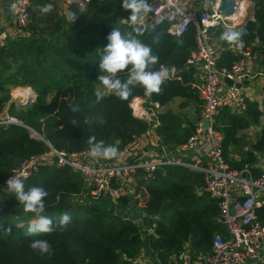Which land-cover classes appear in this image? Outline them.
<instances>
[{"label":"trees","instance_id":"16d2710c","mask_svg":"<svg viewBox=\"0 0 264 264\" xmlns=\"http://www.w3.org/2000/svg\"><path fill=\"white\" fill-rule=\"evenodd\" d=\"M203 0H195V4ZM52 2L53 11L41 16L37 4ZM251 17L233 30L244 29V44L251 45L258 63L264 67V0H250ZM128 13L121 8V0H89L73 19L66 20L57 12L52 0H31L28 6L27 35L7 37L0 46V112L9 100V89L29 86L35 99L26 104L8 102L6 112L42 136L39 139L22 125L0 123V185L10 168L30 154L46 149L44 141L56 149L74 152L89 147L86 140L94 135L106 144L120 149L142 134L150 121L134 115L130 101L139 96L145 100L166 104L179 97L183 103L199 104L190 88L193 68L186 63L194 47L193 25L187 24L180 35L166 31L168 21L154 25L140 39L158 55L159 65L174 68L173 75L161 86L160 94L146 97L139 85L127 99L109 95L97 102L95 89L101 49L113 27L129 31ZM224 28L210 29L213 40ZM235 55L222 50L216 59L217 67H228ZM102 74V73H100ZM121 79H126L121 74ZM17 88V87H16ZM258 97H245L241 113L223 108L214 121L221 132V151L231 168L241 169L255 161V153L264 146V126L254 141L242 148L244 133L240 130L250 123L264 120V81ZM181 104V105H182ZM77 105L79 111H71ZM196 108V111H198ZM157 134L164 142H183L192 132V119L173 110L157 114ZM102 118L104 123H100ZM78 124L73 126L72 120ZM92 120L85 124L84 120ZM233 153L237 157L233 156ZM255 172V169L252 168ZM135 188L131 193L119 194L115 202L104 194L89 198L82 177L68 166L40 164L25 181V188L38 186L49 195L45 198L43 215L53 218L68 212L71 222L62 230L39 237L26 236L29 219L14 196L0 188V264H129L143 245L140 227H151L147 244L158 261L170 262L183 241L190 247L207 250L215 231L223 232L218 219L216 200L202 190V172L180 165H164L148 175L141 168L135 173ZM84 196L83 201L76 198ZM140 207L146 214H156L153 225L146 215L135 218L132 210ZM256 218L264 223V203L254 209ZM135 214V213H134ZM135 219V220H134ZM11 227V232L7 228ZM33 239H46L50 254H41L29 247Z\"/></svg>","mask_w":264,"mask_h":264},{"label":"built area","instance_id":"2783aa9c","mask_svg":"<svg viewBox=\"0 0 264 264\" xmlns=\"http://www.w3.org/2000/svg\"><path fill=\"white\" fill-rule=\"evenodd\" d=\"M54 1L61 5L65 18L73 20L78 14L67 10L66 4L76 1L81 10L89 0ZM236 2L234 14L237 20L224 16L222 11L218 10V0L212 3L204 0L197 4H192V0H149L151 12L147 18L152 24L168 21L166 31L174 35L181 33L187 24L193 25L194 47L186 63L193 68L190 88L199 99V112L192 121V132L183 142L157 146L151 148L153 152H150L149 156L142 155L120 161L113 158H92L88 153L89 147L67 152L53 148L44 141L45 150L30 154L10 168L0 185L3 186L0 187L1 190L4 191L6 180L12 175L26 173L30 176L40 164L51 163L68 166L78 172L84 178L85 185L90 186L86 193L89 198L96 199L106 194L115 202L119 194L125 193L121 179L134 176L137 168H141L148 175L164 165L185 166L202 172L201 189L216 200L218 219L224 231L213 232L207 250L196 251L190 247L189 241L185 240L180 249L170 255L169 263L134 255L130 257L129 264H264V223L256 218L254 212L256 206L264 203V146L256 152L253 164L241 169L231 168L222 155L221 132L214 127V121L223 108H243L245 97L252 99L259 96L258 92H249V78L259 76V72L255 74V70L254 75L249 74V63L256 58L251 45L243 43L240 47L229 45L227 42L217 43L210 34L211 28L234 29L240 24L241 17L244 16L241 9L244 0ZM4 3L11 9V22L15 27L23 29L27 23L30 0H0V15ZM247 19H252L251 14ZM6 38V31L0 27V46ZM222 50H229L235 55L228 67L216 66V59ZM161 66L163 65H159L157 70ZM168 69L170 75H173L174 68L171 66ZM262 76L264 81V72ZM237 82L240 85H236ZM259 84L261 85V82ZM130 106L134 115L148 121L155 116V108L159 104L132 98ZM13 120L14 117L6 115L0 118V123H10ZM154 122L156 123L157 119H154ZM252 128L250 125L249 129ZM135 138L125 145L135 144ZM125 145L118 150L117 156L126 149ZM84 196L76 199L83 201Z\"/></svg>","mask_w":264,"mask_h":264},{"label":"clouds","instance_id":"9594fccd","mask_svg":"<svg viewBox=\"0 0 264 264\" xmlns=\"http://www.w3.org/2000/svg\"><path fill=\"white\" fill-rule=\"evenodd\" d=\"M53 8L52 2L36 5V11L41 16L51 13ZM121 8L128 13L127 20L130 30L122 31L120 27H113L106 36L107 44L101 49L98 62L99 86L94 92L97 102L109 95L122 100L127 99L137 85L141 86L144 95L150 98L154 93H161V86L170 77L167 67L161 66L158 70L155 69L159 57L153 54V49L149 44L140 39L150 28L154 27L145 22L151 12L149 0H121ZM245 34L244 29H225L220 33L218 40L242 47L244 43L242 37ZM121 74H124L126 79H121ZM71 111L77 112L79 107L72 105ZM99 122L104 123V120L100 118ZM84 123L91 124L92 120L85 119ZM71 124L76 126L78 121L74 119ZM86 143L89 146L88 153L92 158L112 159L118 154L117 145L106 144L104 140H97L94 135L89 136ZM27 179L26 173L14 174L6 180L4 188L6 193L15 197L24 212L35 214V219L29 222L25 235L39 237L65 228L71 222V215L65 211L59 215L55 223L53 218L43 215L44 201L49 193L38 186L26 189ZM7 231L11 232V227H8ZM29 247L41 254L51 253V245L46 239H33Z\"/></svg>","mask_w":264,"mask_h":264},{"label":"crops","instance_id":"0c3cea01","mask_svg":"<svg viewBox=\"0 0 264 264\" xmlns=\"http://www.w3.org/2000/svg\"><path fill=\"white\" fill-rule=\"evenodd\" d=\"M52 1L55 3V5L61 7V5H59V3H57L54 0H52ZM30 2H31V0H30ZM192 4H195V0H192ZM7 7L9 8V6L6 3H4L2 5V11H1V15H0V27L6 31L7 37L12 38V37H18V36H22V35L27 34L28 33L27 31H25L22 28L15 27V25L11 22V13H8ZM27 17H28V13H27ZM215 42H217V41L215 40ZM217 43H219V42H217ZM254 70H255V74H256V72H259V76L256 75V76H253V78H249L248 83L250 82V90H249L250 93H252L253 91L258 92V90H259L258 87L257 88L254 87V85H253L254 82L263 83L262 73L264 72V67L261 66L258 63V61H256L255 57H254V61H251L249 63V71H250L249 74L251 76L254 75L253 74ZM18 87L21 88L23 86H18ZM24 87H27V86H24ZM17 90H15L14 93H16ZM132 98H134L136 100L137 99H139V100L143 99L144 100V98H141L139 96H134ZM145 102H146V100H145ZM163 105L164 104H161L157 108H159ZM157 108H155L156 114L151 119V122H150L151 127L149 126L142 134L138 135L135 138V141H136L135 144H133L131 146L125 145L126 149L121 151V153L113 159H117V160L120 159V161H121L122 159L123 160H129V159H132L134 157H138V156H142V155L149 156L150 152H153V150L151 148H155L157 146H161V145H165V144L174 143V142L162 141L161 137L157 134L156 127L159 125V120H158V116H157V114H159V113H157V111H156ZM226 108H228L230 111H232L234 113H241L243 111L244 107L243 108L226 107ZM164 111H161V112H164ZM198 112L199 111H197V113L193 117H191L192 121H193L194 117L198 114ZM4 113H5V115L7 114V112H4ZM154 119H157L156 123L154 122ZM250 125L253 126L252 130H254V132H253V136L249 137V136H246V134L248 133L247 129H249ZM262 126H264V120L259 119V121L257 123H250L246 128L240 130L241 133H245V136H243L245 144L242 145V148L246 147V145H248L254 141V139L256 137V133L258 132L259 128ZM255 155H256V153H255ZM233 156L237 157V155L235 153H233ZM120 183L122 185L124 192H126L128 189L133 191V189L135 188V186H134L135 185V177L134 176L123 177L121 179ZM129 193H131V192H129ZM83 194H86V193H83ZM139 208L140 207H136L135 210H132V212L139 215V222H140L141 217L146 215L147 218H149L151 220V222H152L151 225H153L154 222L157 220L158 216L156 214H146L143 210H138ZM150 232H151V227H149V226L148 227H144V226L140 227V233H141V239L143 241V245L136 255L141 256V257H146L152 261H155L157 258L155 256L154 252L150 249V247L147 244V235Z\"/></svg>","mask_w":264,"mask_h":264},{"label":"rangeland","instance_id":"374dc122","mask_svg":"<svg viewBox=\"0 0 264 264\" xmlns=\"http://www.w3.org/2000/svg\"><path fill=\"white\" fill-rule=\"evenodd\" d=\"M206 1L208 3H212L214 0H206ZM246 1L247 2H245V0H244V3H242V5H241V9L243 10L242 14L244 16H243V18L241 17L242 19H241L240 24H242L248 17H250V14H251V9H252L251 5H252V3L250 2V0H246ZM84 6L81 8V11L84 8ZM56 7H57L58 14L61 15V16H63L65 18V16L63 15V12H62L61 7H59L57 5H56ZM119 21L121 23H124V24H127L128 23V22H126L125 19H123V20L121 19ZM238 26H236V27H238ZM25 35H27V34H25ZM25 35H22V36H25ZM253 85H254L255 88H257V87H259L260 84L257 83V82H254ZM17 89H18L17 93H14V91L17 90ZM23 89L29 90V92L27 94L28 96H26L24 94ZM21 96H23V97L25 96V99L28 100L27 102H30V101H33L35 99V92L33 91V89L31 87H24V86L21 87V88L18 87V86H17V88H16V86L15 87H10V89H9V100L6 102V104L4 106L5 109L3 108V111L0 113V118L1 119L4 118V117H6V115H8V114L5 115L4 112H6L5 110H6V107H7L9 101L14 102L16 105L17 104H20V103H24V98H22ZM256 99H258V97H256ZM131 101H132V99H131ZM182 103H183V99H181L179 97H175V98H172L169 102H167L163 106L157 108L156 111H157V113H160L161 111H164V110H167V109L168 110H174V111H177V112L181 113L183 116H185L187 118H191V117H193L197 113L196 108L198 107V105H196L194 103H184V104H182ZM8 116H10V115H8ZM15 121L19 122L17 119H15ZM148 121L151 122V119H149ZM247 131H248V133L246 134V136H249V137L250 136H253L254 130L247 129ZM244 136H245V133H244ZM82 179H83L84 184H85V180H84L83 177H82ZM86 187L89 189L90 186H86ZM102 195H104V194H102ZM102 195H100V196H102ZM33 219H35V217L30 218L29 219V222L32 221Z\"/></svg>","mask_w":264,"mask_h":264},{"label":"water","instance_id":"95a60500","mask_svg":"<svg viewBox=\"0 0 264 264\" xmlns=\"http://www.w3.org/2000/svg\"><path fill=\"white\" fill-rule=\"evenodd\" d=\"M217 8H218V10L222 11L224 16L230 17L232 14H234V12L237 8V2H236V0H218ZM66 9L69 10L72 14H79L81 11L79 8V4L76 1H71V2L67 3ZM7 11H8V13H11L10 7L9 8L7 7ZM148 20L149 19L147 18V21ZM236 85H240V83L237 82ZM26 96H28V95H26ZM21 97L24 98V103H20V104L28 103L27 102L28 100L25 99V96L24 97L21 96ZM12 122L25 127L27 129V131L30 133V135H34L35 137L42 139V136L39 133H37L35 130H32V128L22 124L20 121L17 122L15 120H13ZM205 123L206 122H204L203 124L205 125ZM130 215H133L135 218L139 217L138 214H134V212H132V211L130 212Z\"/></svg>","mask_w":264,"mask_h":264},{"label":"bare ground","instance_id":"6f19581e","mask_svg":"<svg viewBox=\"0 0 264 264\" xmlns=\"http://www.w3.org/2000/svg\"><path fill=\"white\" fill-rule=\"evenodd\" d=\"M241 15H242V14H241ZM230 17H231V18H235V20L238 19L237 16H236L235 14H232ZM241 19H242V18H241ZM17 91H18V90H17ZM17 91H16V93H17ZM23 92H24L25 95H27L28 92H29V90H25V89H23Z\"/></svg>","mask_w":264,"mask_h":264}]
</instances>
